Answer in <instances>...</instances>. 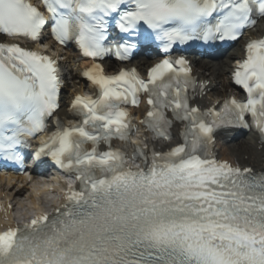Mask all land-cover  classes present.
I'll return each instance as SVG.
<instances>
[{
	"label": "snow or ice",
	"instance_id": "obj_1",
	"mask_svg": "<svg viewBox=\"0 0 264 264\" xmlns=\"http://www.w3.org/2000/svg\"><path fill=\"white\" fill-rule=\"evenodd\" d=\"M0 0V34L39 38L50 25L56 40L76 39L86 56L114 53L128 58L134 43L104 47L111 20L126 33L143 22L168 51L176 42L236 40L264 17V0ZM215 14V15H214ZM234 73L247 100L231 97L220 108L189 104L197 88L188 61L165 59L147 81L135 69L105 76L94 64L84 75L100 88L97 99L73 102L83 121L60 125L43 142L68 179L64 203L24 224L0 231V264H264V173L217 160L210 150L213 130L248 126L250 114L264 136V39L251 40ZM178 66V67H177ZM56 61L19 43L0 42V153L16 152L22 136L44 130V119L59 106ZM199 87L202 89L203 84ZM149 94L151 110L141 121L158 137L170 139L172 120L187 121L184 142L151 159L138 148L146 168L130 167L113 137L129 139V114L120 107ZM59 124V120H57ZM101 141L109 150L98 151ZM91 143L89 150L86 145ZM7 207H11L8 205Z\"/></svg>",
	"mask_w": 264,
	"mask_h": 264
},
{
	"label": "bare ground",
	"instance_id": "obj_2",
	"mask_svg": "<svg viewBox=\"0 0 264 264\" xmlns=\"http://www.w3.org/2000/svg\"><path fill=\"white\" fill-rule=\"evenodd\" d=\"M243 42L239 41L232 49H230L225 55L220 58L211 60V61H202L198 62L194 60L197 67L205 72H208L210 77H215L217 79L222 78L231 70V61L232 59L241 54V46ZM70 55L69 53L67 54ZM153 60L146 61V65L152 63ZM138 65L142 63H138ZM71 63L66 65V67L71 68ZM78 91V85H74ZM73 90L68 91V94H64V98L68 95H71ZM218 142L220 146V153L223 157L233 159L235 157H244L246 156H256L258 162H261L262 154L255 144V139L252 134L247 133L242 136V134H230L224 133L218 137Z\"/></svg>",
	"mask_w": 264,
	"mask_h": 264
}]
</instances>
